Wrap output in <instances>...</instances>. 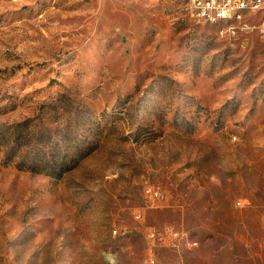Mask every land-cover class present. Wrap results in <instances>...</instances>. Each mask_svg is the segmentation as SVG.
Returning a JSON list of instances; mask_svg holds the SVG:
<instances>
[{
  "label": "rangeland",
  "instance_id": "obj_1",
  "mask_svg": "<svg viewBox=\"0 0 264 264\" xmlns=\"http://www.w3.org/2000/svg\"><path fill=\"white\" fill-rule=\"evenodd\" d=\"M227 25L0 0V264H264V39ZM168 227L196 245L151 247Z\"/></svg>",
  "mask_w": 264,
  "mask_h": 264
},
{
  "label": "built area",
  "instance_id": "obj_2",
  "mask_svg": "<svg viewBox=\"0 0 264 264\" xmlns=\"http://www.w3.org/2000/svg\"><path fill=\"white\" fill-rule=\"evenodd\" d=\"M189 8L192 17L200 22L212 23L217 16H236V23L231 27H222L221 35L237 37L240 34L256 31L264 39V24L253 26L246 18V14L251 12H264V0L261 3H252L251 0H189ZM145 195L149 205H154L165 199V194L159 187H147ZM136 217L139 219L140 213ZM116 232L114 231V233ZM146 237L151 247L163 244L166 237L174 239L177 248L182 245L188 247L196 245V242L187 233L178 231L174 227H168L164 231L149 228ZM141 264H158V260L155 254L150 252Z\"/></svg>",
  "mask_w": 264,
  "mask_h": 264
},
{
  "label": "bare ground",
  "instance_id": "obj_3",
  "mask_svg": "<svg viewBox=\"0 0 264 264\" xmlns=\"http://www.w3.org/2000/svg\"><path fill=\"white\" fill-rule=\"evenodd\" d=\"M252 3H261L262 0H251ZM228 23L226 27H231L236 23V16H217L212 23ZM230 23V24H229Z\"/></svg>",
  "mask_w": 264,
  "mask_h": 264
}]
</instances>
